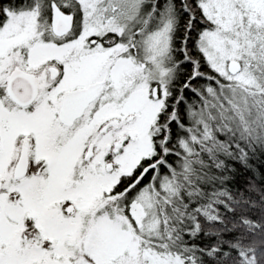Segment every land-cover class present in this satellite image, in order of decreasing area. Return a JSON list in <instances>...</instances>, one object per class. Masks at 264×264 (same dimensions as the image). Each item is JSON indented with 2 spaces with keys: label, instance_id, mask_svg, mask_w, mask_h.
Here are the masks:
<instances>
[{
  "label": "snow or ice",
  "instance_id": "6c2138e0",
  "mask_svg": "<svg viewBox=\"0 0 264 264\" xmlns=\"http://www.w3.org/2000/svg\"><path fill=\"white\" fill-rule=\"evenodd\" d=\"M0 264H264V0H0Z\"/></svg>",
  "mask_w": 264,
  "mask_h": 264
}]
</instances>
